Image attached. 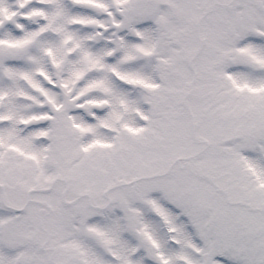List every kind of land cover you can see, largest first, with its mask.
<instances>
[{
    "label": "snow or ice",
    "instance_id": "1",
    "mask_svg": "<svg viewBox=\"0 0 264 264\" xmlns=\"http://www.w3.org/2000/svg\"><path fill=\"white\" fill-rule=\"evenodd\" d=\"M0 264H264V0H0Z\"/></svg>",
    "mask_w": 264,
    "mask_h": 264
}]
</instances>
